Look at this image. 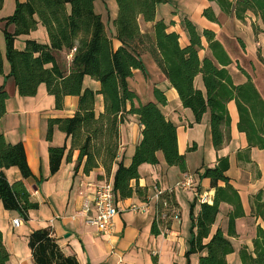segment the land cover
Here are the masks:
<instances>
[{
  "label": "trees",
  "instance_id": "16d2710c",
  "mask_svg": "<svg viewBox=\"0 0 264 264\" xmlns=\"http://www.w3.org/2000/svg\"><path fill=\"white\" fill-rule=\"evenodd\" d=\"M116 15L113 25L115 49L107 36L101 16L94 10L95 0H16L13 15L3 21L7 27L14 26V32L4 29L5 58L10 66L9 76L14 79L20 97H33L38 87L44 85L54 98L56 110H63L66 97L78 98L73 117L48 120L47 138L51 139L54 128L64 133L70 142L67 147L49 148L50 173L59 171L62 160L71 161L77 152L75 170L82 166L84 174L102 169L105 176L112 173V193L116 200H125L133 195L144 198L145 190L132 182L140 178L142 165L156 166L157 154L161 153L169 167H178L186 173L184 155L179 153L177 127L168 121L161 107L167 103L165 92L160 87L152 89V99L142 103L138 94L129 86V79L135 71L147 77L143 57L148 56L158 69V75L169 83L185 109L191 110L194 123H200L203 115L209 113L211 143L216 151L230 140L231 118L227 105L234 102L237 111L236 129L243 134L246 148L236 154L238 162L250 163L251 149L264 152V97L247 72L232 60L223 44L215 38L213 31H197L187 18L183 29L188 44L180 43L176 32H169L163 20L156 19V7L166 0H114ZM215 3L225 16L234 14L235 19L245 22L251 14L256 22L251 24L257 36L264 33V0H206ZM3 0H0V7ZM202 15L210 22L218 23L210 7ZM154 23L152 35L140 30L139 21ZM258 23V24H257ZM45 28L49 43L26 41L22 51L15 49L17 37L29 35L38 25ZM204 38L210 56L202 57ZM240 47L245 46L237 39ZM73 51V52H72ZM71 54L70 63L59 58L61 53ZM260 61L264 59L260 58ZM234 65L246 77L244 83L236 85L228 68ZM3 74V57L0 52V75ZM201 76L204 92L194 86ZM85 77L99 84L97 91L85 88ZM101 97L100 112L96 111L97 97ZM8 95L0 88V118L5 115ZM137 117L142 127L141 141L136 146L129 166L117 161L119 152V126L129 117ZM193 148L189 149L192 150ZM67 151V152H66ZM229 158L219 157L213 167L195 172L194 178L208 179L214 191L212 203H198L195 200L189 209L191 221L188 251L185 256L200 254L198 264H228L227 256L234 252L230 238L236 237L235 221L245 217L239 192L227 176ZM16 168L22 179L32 173L28 167L23 145L8 144L0 135V202L6 211L17 212L23 221L28 212L38 208L30 201V194L23 182L9 183L4 170ZM102 179V176H98ZM193 178V179H194ZM161 200L168 204L163 209L157 203L156 212L166 211L172 216V209L178 211L171 192H164ZM251 217L259 221L252 240V249L242 247L239 251L241 264H264V191L251 198ZM231 207L227 215V232L220 228L211 234L219 213V206ZM199 206L198 212H194ZM157 219V218H156ZM155 233L158 234L155 222ZM34 264H78L72 257H65L49 229L34 231L28 238ZM9 254L3 245L0 232V264H7Z\"/></svg>",
  "mask_w": 264,
  "mask_h": 264
},
{
  "label": "crops",
  "instance_id": "0c3cea01",
  "mask_svg": "<svg viewBox=\"0 0 264 264\" xmlns=\"http://www.w3.org/2000/svg\"><path fill=\"white\" fill-rule=\"evenodd\" d=\"M18 1L24 3L26 0ZM166 1V4L157 5L156 19L163 20L169 32L178 33L183 46L188 44V36L183 29L184 18L189 19L200 33L204 29L213 31L219 41L223 36L240 39L245 46L243 52L246 54H253L256 47L264 41L262 39L264 33L257 36L253 33L251 24L256 20L251 14H248L242 23L235 19L234 14L223 15L215 3L206 0H192V8L181 10L177 3L189 0ZM15 6L16 0H3L0 7V52L3 57L0 88L8 95L5 115L0 118V135L4 136L8 144L23 145L32 176L22 179L16 168L4 170V174L11 184L21 180L30 194V201L37 204L38 208L30 210L28 220L23 221L17 212L6 211L0 202V232L3 245L9 254L7 264H34L28 247V238L34 231L41 229H49L61 253L65 257L74 258L78 264H198L200 254L191 255L188 259L185 256L190 239L189 209L195 200L197 204L199 203L198 199L202 195H209L212 203L214 191L210 189L208 179H196L193 176L197 171L201 173L205 167H213L219 157L229 158L227 176L232 186L239 192L246 215L235 221L236 237L230 238L234 252L227 256L228 264H241L239 251L242 247L252 249L255 230L260 224L250 216V202L252 196L261 190L264 191V152L253 148L249 153L250 163L237 161L236 154L246 148V140L236 129L238 117L234 102L227 105L231 118L230 140L222 149L216 151L211 143L209 113L203 115L200 123H194L191 110L183 108L177 92L163 76L158 75V69L153 61L144 56L147 77L135 71L133 77L129 79V86L138 94L142 103L152 99V89L156 84L164 90L167 103L161 107V111L165 118L177 127L178 149L185 157L187 172L181 173L178 167H169L163 155L158 153V164L142 165L139 168L140 178L137 182L131 183L132 186L137 185L144 189L146 196L139 198L133 195L125 200H116L119 213L113 220V227L109 234H101L91 223L96 218L95 197L88 185L101 182L111 184L112 173L106 177L104 171L99 169L86 175L82 171V166L75 170L76 151L72 153L71 161H66V157L62 160L57 173L53 175L50 173L49 148L66 146L68 151L70 142L57 128H54L52 137L48 140V120L73 117L77 110L78 98L66 97L63 110H56L54 98L47 93L44 85L38 87L33 97L18 95L14 79L9 76L10 66L5 58L3 34L4 29L9 33L14 32V26L5 27L3 20L13 15ZM207 7L211 8L218 23L210 22L203 17L202 12ZM116 9L114 0H95L94 10L101 16L106 34L112 40L115 49L119 46L115 40L116 30L113 25ZM139 25L143 33L152 35L154 23L140 20ZM29 40L40 44L49 43L46 30L40 24L29 35L17 37L15 49L22 51L25 42ZM202 45L204 47L201 51L202 57L210 56L204 38ZM69 56L70 53L63 52L59 58L69 64L71 60ZM261 57L264 59V50ZM233 67L236 69L233 73L239 75L238 69ZM194 86L204 92L200 75L195 78ZM84 87L97 91L99 84L85 77ZM101 110V97L98 96L96 111ZM141 130L142 127L135 116L129 117L119 126L117 161H122L126 167L130 165L136 146L141 141ZM191 148L193 149L189 151ZM98 176L103 178L99 179ZM186 176L194 178L192 191L184 190L178 185ZM158 190L171 192L178 207L177 218L165 216L156 219L155 196ZM143 203L147 206L143 213L130 209L131 206H140ZM198 210L197 205L194 212ZM230 210L231 207L227 204L219 206L211 234L218 228L224 233L227 232V215ZM16 219L22 221L18 227L13 226ZM155 222L158 234L155 233Z\"/></svg>",
  "mask_w": 264,
  "mask_h": 264
},
{
  "label": "built area",
  "instance_id": "2783aa9c",
  "mask_svg": "<svg viewBox=\"0 0 264 264\" xmlns=\"http://www.w3.org/2000/svg\"><path fill=\"white\" fill-rule=\"evenodd\" d=\"M72 52L69 58H71ZM178 185L184 190L192 191L194 189L193 177L186 176V178ZM88 187L95 197L96 218L91 223H93L97 227L99 233L104 235L109 234L113 227V220L119 213V208L115 204V199L112 193V186L109 182H101L98 184H89ZM163 193V191L158 190L156 192L155 198L156 202L161 204L163 209H167V202L160 199ZM198 200L200 203H211V198L209 197V195H202ZM146 207V204L143 203L140 206H131L130 209L137 213H143L146 210ZM156 215L158 220L166 216V211L164 210L160 214L157 211ZM172 216L173 218H177L178 211L176 209H172ZM21 222L22 221L20 219H16L13 221V226L18 227Z\"/></svg>",
  "mask_w": 264,
  "mask_h": 264
},
{
  "label": "rangeland",
  "instance_id": "374dc122",
  "mask_svg": "<svg viewBox=\"0 0 264 264\" xmlns=\"http://www.w3.org/2000/svg\"><path fill=\"white\" fill-rule=\"evenodd\" d=\"M177 5L180 10L186 9L188 7L192 8L193 2L192 0H189L185 1L184 3H177ZM220 38V41L223 43V46L230 58L234 61L237 60L238 64L244 69V71L250 74L253 83L260 91L262 97H264V61H260V58H262V50H264V41H262L259 47H256L253 54H246L240 47L237 41L238 38H232L231 36H223V38ZM262 39H264V36H262ZM233 66L234 65H232L231 68H228V70L232 74V77H234L233 82L236 85L244 83L246 81V77L239 70H237L239 72V75L233 73L234 70H236Z\"/></svg>",
  "mask_w": 264,
  "mask_h": 264
}]
</instances>
